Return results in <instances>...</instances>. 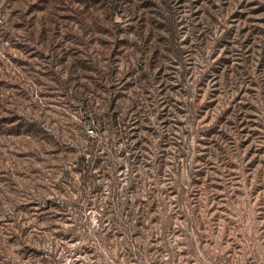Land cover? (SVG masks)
<instances>
[{
    "label": "rangeland",
    "instance_id": "rangeland-1",
    "mask_svg": "<svg viewBox=\"0 0 264 264\" xmlns=\"http://www.w3.org/2000/svg\"><path fill=\"white\" fill-rule=\"evenodd\" d=\"M0 264H264V0H0Z\"/></svg>",
    "mask_w": 264,
    "mask_h": 264
},
{
    "label": "trees",
    "instance_id": "trees-1",
    "mask_svg": "<svg viewBox=\"0 0 264 264\" xmlns=\"http://www.w3.org/2000/svg\"><path fill=\"white\" fill-rule=\"evenodd\" d=\"M96 156H98V155H94L93 154V156H91L89 158H86L85 153H82L79 156V159H78V164H80V166H81L80 169H83L84 171H88L89 170V166L91 165V159H92V157H96ZM132 178H133V176L129 177V180H131ZM132 185H134V189L139 188L142 185L141 179L139 181L137 180L136 182H134L132 180ZM137 190H140V189H137ZM146 191H147V194H148L149 198L150 197H153L152 199L148 200V202L151 203V204H153L154 202H156V199L154 198L155 187H154V185H152V183L149 184V186L146 189ZM125 216L128 217V218H131L129 212H127L125 214Z\"/></svg>",
    "mask_w": 264,
    "mask_h": 264
}]
</instances>
